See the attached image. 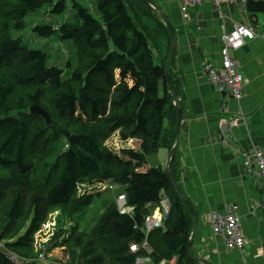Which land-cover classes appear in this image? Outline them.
Instances as JSON below:
<instances>
[{
  "label": "trees",
  "instance_id": "obj_1",
  "mask_svg": "<svg viewBox=\"0 0 264 264\" xmlns=\"http://www.w3.org/2000/svg\"><path fill=\"white\" fill-rule=\"evenodd\" d=\"M72 2L80 24L35 28L43 36L61 31L62 39L76 41L79 65L64 78L62 68L47 64L46 53L23 45L11 32L46 5L64 13L66 0H0V167L11 172L0 178V240L30 258L35 233L51 212L59 209L75 219L102 194L79 196L81 184L112 182L124 187L134 215L120 213L115 200L90 231L78 222L68 232L61 226L54 246H67L73 264H132L136 255L130 245L144 237L135 226L143 225L147 205L157 204L163 190L172 208L165 227L149 235L151 256L157 264L175 255L188 264V215L194 209L181 199L166 169L147 163L148 155L163 146L171 149L178 136L175 100L182 92L172 73L174 49L166 73L170 29L145 0H96L99 17ZM248 7L263 11L264 1L250 0ZM34 104L48 111L51 125L30 113ZM115 136L119 153L111 148ZM63 140L68 147L50 163ZM127 141L133 147L126 148ZM49 166L43 182L33 178ZM14 188L19 191L10 193ZM0 264H13L1 249Z\"/></svg>",
  "mask_w": 264,
  "mask_h": 264
},
{
  "label": "crops",
  "instance_id": "obj_2",
  "mask_svg": "<svg viewBox=\"0 0 264 264\" xmlns=\"http://www.w3.org/2000/svg\"><path fill=\"white\" fill-rule=\"evenodd\" d=\"M152 1L166 14L175 32L172 73L182 92L183 119L173 147L161 148L168 156L177 148L173 155L175 182L192 206L181 199L194 209L192 216L188 215L192 244L189 242L184 262L264 264V179L257 175L256 165L249 164L255 149L264 151V10L251 12L248 7L244 11L240 2L228 0H223L219 8L206 1L190 7L185 17L182 0ZM237 24L252 27L256 34L233 51L244 87L239 100L220 92L204 72L206 62L220 65L223 31H231ZM235 115L242 121L235 139L225 144L220 119ZM155 155V166H161L159 151ZM161 192L165 199L169 197ZM233 204L238 206L245 237L243 249L227 247L223 237L212 229L214 215L225 213ZM148 210L160 216L153 207Z\"/></svg>",
  "mask_w": 264,
  "mask_h": 264
},
{
  "label": "rangeland",
  "instance_id": "obj_3",
  "mask_svg": "<svg viewBox=\"0 0 264 264\" xmlns=\"http://www.w3.org/2000/svg\"><path fill=\"white\" fill-rule=\"evenodd\" d=\"M77 1H79L81 5L89 7L93 15L99 17V13L96 8V0ZM66 4L67 10L64 13H53V7L51 5H46L43 8L29 12L24 19V27L21 30L13 29L11 33L15 38L20 37L23 45L46 53L47 64L49 66L62 68L64 71L63 77L69 78L79 65L78 46L76 41L74 39H62L61 31H57L55 34L50 36H43L39 32L35 31L36 26L52 25L57 28L64 23H68L70 25L80 24L81 20L78 15V10L73 7L72 0H66ZM156 62H158L157 59ZM117 134L118 133L115 135ZM120 144L121 142L118 140V137L115 136L113 138L111 148L116 153H119L121 152L119 149ZM125 146L126 148H131L133 147V142L127 141ZM66 147H68V145H65V140L61 141L58 146L57 153L50 158L49 162H53L58 153H61ZM157 157V155H148L147 163L150 167L155 166ZM168 157L167 150L161 148L159 150V160L161 166H165L166 168V159H168ZM50 168L51 166H49L47 170L34 175L33 178L38 182H43ZM10 176L11 172L9 169L0 167V178H9ZM102 186L104 185L100 186L97 183L93 185L81 184L79 186V196H82L85 191L88 193H98L103 190L102 194L95 197L93 203L85 209L80 217L72 219L66 214L63 216V213L59 209L51 212L39 231L35 233L33 242L34 255L30 256V258H24L17 252L9 249L4 245V242L0 240L3 251L8 253L9 256L17 255L22 262L39 261L44 264H73L70 261V251L67 246H54V242L56 240L55 235L60 230L61 226H64V230L66 229V232H68V230H70L76 222H78L80 228L85 231H90L95 227L99 217L115 201L117 194L123 191L121 187H116L113 190L106 186L102 189ZM18 191V188H14L10 190V193L15 194ZM62 217L63 222L59 221ZM49 247H51L50 250ZM154 264L156 263L154 262Z\"/></svg>",
  "mask_w": 264,
  "mask_h": 264
},
{
  "label": "built area",
  "instance_id": "obj_4",
  "mask_svg": "<svg viewBox=\"0 0 264 264\" xmlns=\"http://www.w3.org/2000/svg\"><path fill=\"white\" fill-rule=\"evenodd\" d=\"M206 1H212L220 8L223 0H182L181 10L185 17H188L187 10L196 5H201ZM231 3H241L244 11L248 10L249 0H228ZM256 36L255 31L252 27L245 24H237L234 29L227 31L224 29L222 34L223 46L221 49V62L217 66L213 62L209 61L205 63V73L210 77L212 82L216 85L219 91L229 92V96L235 99H241L243 97L244 87L243 79L238 69V62L234 57L233 51L239 49L246 44L248 39H254ZM242 121V117L235 115L230 119L221 118L219 127L220 135L225 144H230L236 137V129L239 127ZM248 163V162H247ZM250 165L254 164L257 167V175L264 179V151L261 148H257L251 154ZM102 189L108 184L100 183ZM120 187L117 183H110L109 189ZM161 198L157 204L150 203L147 208H154L158 210L160 216H155L154 213H148L145 215L144 223L141 227L136 225V229H140L144 235L141 243L133 242L130 245L131 251L136 255L135 260L132 264H148L153 262L151 254L153 248L149 243V235L154 229L163 228L164 221L169 217L172 204L170 198H164L161 192ZM162 199V200H161ZM117 206L122 214L134 215V207L128 203L126 193H120L116 198ZM264 207V201H263ZM238 206L233 204L228 207L225 213H217L213 217V232L221 235L227 247H238L243 249L245 246V237L241 229L240 216L238 214ZM0 249L2 245L0 243ZM4 252V251H3ZM6 253V252H5ZM13 264H23L22 260L17 255L9 256ZM159 264H181L176 257L171 259H163Z\"/></svg>",
  "mask_w": 264,
  "mask_h": 264
},
{
  "label": "water",
  "instance_id": "obj_5",
  "mask_svg": "<svg viewBox=\"0 0 264 264\" xmlns=\"http://www.w3.org/2000/svg\"><path fill=\"white\" fill-rule=\"evenodd\" d=\"M147 1L148 3H150L157 11L158 13L163 17L165 23L168 25L169 29H170V32H171V35H172V47H171V51L169 53V57H168V60H167V64H166V73L168 75V72H169V61H170V57H171V54L173 52V49H174V45H175V32H174V29H173V26L171 24V22L169 21L168 17L166 16L165 13H163L159 7L156 5L155 2H153L152 0H145ZM177 101H179V98L176 97V100H175V104L178 106V125H177V133H178V136H179V132H180V128H181V122H182V119H183V110H182V106L179 103H176ZM30 113L31 114H39V115H42L43 117H45L47 123L49 125H51L52 123V120H51V116L50 114L48 113L47 110H45L43 107H41L39 104H34L30 107ZM174 148L172 149V151L170 152L169 154V160H168V165L166 167V171H167V174L171 180V182L173 183L176 191L180 194V196L182 197V199L184 201H186L190 206H192V203L187 199L185 198L183 195H181L178 187H177V184L175 182V179L173 177V173L171 171V167H170V164H171V160H172V157L174 155ZM192 242L190 241V246H191Z\"/></svg>",
  "mask_w": 264,
  "mask_h": 264
},
{
  "label": "bare ground",
  "instance_id": "obj_6",
  "mask_svg": "<svg viewBox=\"0 0 264 264\" xmlns=\"http://www.w3.org/2000/svg\"><path fill=\"white\" fill-rule=\"evenodd\" d=\"M249 1H250V0H249ZM249 1H248V2H249ZM220 92H221V91H220ZM222 93H225V94H227V95L229 94V92H222ZM179 102L181 103V99H180V97H179V101H177L176 103H179Z\"/></svg>",
  "mask_w": 264,
  "mask_h": 264
}]
</instances>
